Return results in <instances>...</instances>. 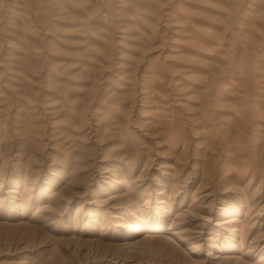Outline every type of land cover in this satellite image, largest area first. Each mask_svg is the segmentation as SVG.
I'll list each match as a JSON object with an SVG mask.
<instances>
[{
  "label": "rangeland",
  "instance_id": "374dc122",
  "mask_svg": "<svg viewBox=\"0 0 264 264\" xmlns=\"http://www.w3.org/2000/svg\"><path fill=\"white\" fill-rule=\"evenodd\" d=\"M0 264H264V0H0Z\"/></svg>",
  "mask_w": 264,
  "mask_h": 264
},
{
  "label": "bare ground",
  "instance_id": "6f19581e",
  "mask_svg": "<svg viewBox=\"0 0 264 264\" xmlns=\"http://www.w3.org/2000/svg\"><path fill=\"white\" fill-rule=\"evenodd\" d=\"M135 231H137V232H138V228H136V229H135Z\"/></svg>",
  "mask_w": 264,
  "mask_h": 264
}]
</instances>
